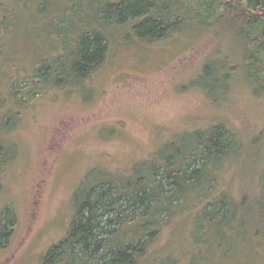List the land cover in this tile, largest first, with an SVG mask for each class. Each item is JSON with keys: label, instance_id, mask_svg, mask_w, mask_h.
<instances>
[{"label": "rangeland", "instance_id": "1", "mask_svg": "<svg viewBox=\"0 0 264 264\" xmlns=\"http://www.w3.org/2000/svg\"><path fill=\"white\" fill-rule=\"evenodd\" d=\"M63 21L60 29L46 24L37 31L24 17V27L0 33V207L8 204L15 217L0 264L40 263L67 232L74 193L88 174L127 178L169 139L180 141L193 128L224 122L245 145L219 188L235 201L259 192L254 160L264 156V134L255 150L246 145L264 133V92L233 79L223 83L230 84L225 92L211 84L214 77L199 78L216 58L223 72L232 65L224 59L230 47L224 51L222 42L189 31L146 43L132 36L130 26L109 27L106 57L82 83L52 85L54 76H44L42 83L32 78L36 70L75 53L82 26H97L88 14ZM17 87L26 94L22 107L15 103L21 98ZM32 89L38 94L31 96ZM190 215L185 209L172 217L157 235L155 250L182 264L191 257L207 264H264V240L258 246L249 237H238L224 255L216 246L218 251L206 254V245L193 243Z\"/></svg>", "mask_w": 264, "mask_h": 264}, {"label": "trees", "instance_id": "2", "mask_svg": "<svg viewBox=\"0 0 264 264\" xmlns=\"http://www.w3.org/2000/svg\"><path fill=\"white\" fill-rule=\"evenodd\" d=\"M56 13L59 19L53 17ZM79 13L90 15L97 26H82L75 53L40 67L32 78L44 83V76H54L50 80L58 86L82 83L106 57L105 30L130 26L140 42L157 43L183 31L198 39L211 37L218 45L222 42L220 49L231 48L224 59L232 65L223 72L221 58H216L202 67L200 81L214 77L211 84L226 92L230 84L224 88L223 83L233 79L264 92V0H0V33L24 27V17L37 31L46 24L60 29L63 18L72 20ZM42 18L47 21L41 22ZM23 90H14L21 95L15 102L19 107L26 104ZM29 94L38 93L32 89ZM262 134L250 140L248 150L256 149ZM236 136L224 122L193 128L180 141L169 139L127 178L88 174L74 193L67 232L46 250L39 264H182L166 258L154 244L171 218L185 209L191 214L193 243L206 245V254L213 248L218 251L216 247L219 254H226L238 237H249L251 244L254 238L259 246L264 240V156L254 160L258 193L242 194L235 201L219 188L245 145ZM2 166L0 157V177ZM1 181L2 177L0 198ZM14 222L12 210L4 204L0 250L7 246ZM186 264L207 263L191 257Z\"/></svg>", "mask_w": 264, "mask_h": 264}, {"label": "water", "instance_id": "3", "mask_svg": "<svg viewBox=\"0 0 264 264\" xmlns=\"http://www.w3.org/2000/svg\"><path fill=\"white\" fill-rule=\"evenodd\" d=\"M258 1H260V0H258Z\"/></svg>", "mask_w": 264, "mask_h": 264}]
</instances>
